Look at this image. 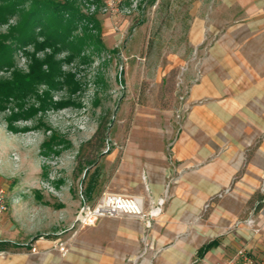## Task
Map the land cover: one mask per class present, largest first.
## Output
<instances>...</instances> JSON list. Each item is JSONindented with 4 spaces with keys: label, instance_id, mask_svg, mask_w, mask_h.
Listing matches in <instances>:
<instances>
[{
    "label": "rangeland",
    "instance_id": "1",
    "mask_svg": "<svg viewBox=\"0 0 264 264\" xmlns=\"http://www.w3.org/2000/svg\"><path fill=\"white\" fill-rule=\"evenodd\" d=\"M54 1L70 4L79 16L68 28L67 39L51 40L56 43L55 50L52 44H40L45 35L38 25L30 31L31 37H19L16 29L30 0H23L13 12H6L0 1V52L9 44L11 49L0 59V88L5 80L33 76L30 70L35 59L53 55L62 70L54 76V85L33 81V89L25 95L5 101L0 98V106H4L0 108V188L7 194V217L10 204L16 201L22 208L19 222L29 220L27 229L49 226L43 234L25 233L14 240L23 244H5L6 249L0 250L4 258L15 248L35 247L31 244L41 235L48 240L59 237L48 248L65 254L75 229L92 237L99 221L102 231L95 237L104 247L112 243L118 223L130 225L114 218L141 219L119 214L101 216L91 225L79 226L78 220L74 221L81 209L93 207L105 193H123L114 188L112 180L130 138L145 137L140 126L149 124L148 130L153 131L162 108L180 105L185 98L180 96L187 94L185 76L192 72L196 76L197 68L201 69L199 61L190 60L195 51L187 38L192 12L225 4L223 0ZM261 1L252 2L257 12L264 8ZM41 68L47 71L45 61ZM50 97L65 104L45 112L42 108L50 106ZM21 108L29 114L15 126L27 130L13 132L8 129L7 117ZM262 187L264 178L258 190L264 194ZM152 208L153 202L145 211ZM145 227L151 228L152 220ZM123 242L135 255L153 249L152 239L147 242L127 236ZM60 245L65 252L58 249Z\"/></svg>",
    "mask_w": 264,
    "mask_h": 264
},
{
    "label": "crops",
    "instance_id": "2",
    "mask_svg": "<svg viewBox=\"0 0 264 264\" xmlns=\"http://www.w3.org/2000/svg\"><path fill=\"white\" fill-rule=\"evenodd\" d=\"M223 1L192 12L190 60L200 62L201 75L185 76L182 103L162 108L153 131L140 126L145 137L130 138L116 167L114 188L139 196L144 210L165 199L152 227L122 215L114 219L130 225L119 220L104 247L95 237L99 221L92 237L75 229L65 254L48 248L59 237L41 235L31 244L39 247L34 252L15 248L0 264H231L241 246L264 264V204L255 210L253 200L264 178V8L257 12L254 0ZM21 210L14 201L9 217L0 215V241L23 244L14 240L49 229H27ZM248 218L255 224H246ZM127 236L152 239L153 249L135 255L123 242ZM212 240L216 244L197 258L198 248Z\"/></svg>",
    "mask_w": 264,
    "mask_h": 264
},
{
    "label": "trees",
    "instance_id": "3",
    "mask_svg": "<svg viewBox=\"0 0 264 264\" xmlns=\"http://www.w3.org/2000/svg\"><path fill=\"white\" fill-rule=\"evenodd\" d=\"M1 3L5 4V10L8 11H16L19 8L23 0H0ZM2 16L0 12V17ZM78 11L68 3L58 2L54 0H30V5L28 9L25 11L22 21L17 26L16 29L18 31L19 37L22 39H27L29 36L31 37V30L34 26L38 25L39 28H42V33L45 35L44 42L40 43L52 44L54 50L56 49L55 42L53 40L61 41L67 39V30L69 27L75 25V20H77ZM52 40V41H51ZM5 51L0 52V59H5V54L10 53V44L6 46ZM47 67V71L42 70V65L44 64ZM59 60L55 59L53 55H49L47 59L43 60H33V66H31V72L33 71V76H20L17 80L10 79L3 81L2 87L0 88V98L5 101L8 97H14L17 94H26V91L29 89H33L30 82H44L47 85H54V76L57 74H61L62 70L59 67ZM35 66V67H34ZM2 83V82H1ZM48 105L43 107L42 109L46 112L49 108L58 109L60 105L65 104L62 100L53 102L51 97L48 99ZM4 106H0L3 108ZM29 113L21 108L17 112H11L7 117L8 119V129L11 131H18L15 126L16 121L19 118H25ZM27 130V128H24ZM253 200L256 201L255 210H259L264 204V194L257 191L253 195ZM10 243L9 241H0V250L6 249L4 247L5 244ZM216 244V240H212L203 244L198 248L196 256L197 258H201L204 253L212 246Z\"/></svg>",
    "mask_w": 264,
    "mask_h": 264
},
{
    "label": "built area",
    "instance_id": "4",
    "mask_svg": "<svg viewBox=\"0 0 264 264\" xmlns=\"http://www.w3.org/2000/svg\"><path fill=\"white\" fill-rule=\"evenodd\" d=\"M196 76L201 75V69L197 68ZM179 83H183V79H180ZM188 87L185 91V94ZM185 95H181L183 99ZM264 189V187H262ZM163 199L160 198L157 201L156 207L145 211L143 208V201L139 196L123 193L107 192L102 198L93 206L88 207L84 212L81 209L76 216L75 220H78L79 226L91 225L101 216H116L119 214L137 216L145 221L146 226H150L151 218L154 217L159 211L160 206L163 204ZM7 194L6 191L0 188V215L7 211ZM251 218L246 220L248 225L252 224ZM60 251L65 252V247L60 245L58 247ZM31 251H35V247L31 248ZM233 264H256L253 256L247 250L246 247L241 246L237 248L234 257L231 259Z\"/></svg>",
    "mask_w": 264,
    "mask_h": 264
},
{
    "label": "bare ground",
    "instance_id": "5",
    "mask_svg": "<svg viewBox=\"0 0 264 264\" xmlns=\"http://www.w3.org/2000/svg\"><path fill=\"white\" fill-rule=\"evenodd\" d=\"M24 128H26V127H24V126H23V128L17 127L18 131H13V132L25 131Z\"/></svg>",
    "mask_w": 264,
    "mask_h": 264
}]
</instances>
